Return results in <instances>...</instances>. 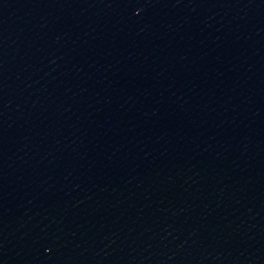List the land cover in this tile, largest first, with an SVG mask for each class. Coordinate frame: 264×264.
Returning <instances> with one entry per match:
<instances>
[{
  "label": "water",
  "instance_id": "95a60500",
  "mask_svg": "<svg viewBox=\"0 0 264 264\" xmlns=\"http://www.w3.org/2000/svg\"><path fill=\"white\" fill-rule=\"evenodd\" d=\"M0 264H264V0H0Z\"/></svg>",
  "mask_w": 264,
  "mask_h": 264
}]
</instances>
